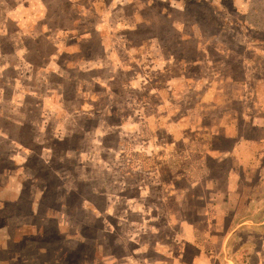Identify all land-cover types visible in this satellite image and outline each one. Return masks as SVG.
I'll return each mask as SVG.
<instances>
[{"label":"rangeland","instance_id":"1","mask_svg":"<svg viewBox=\"0 0 264 264\" xmlns=\"http://www.w3.org/2000/svg\"><path fill=\"white\" fill-rule=\"evenodd\" d=\"M30 1L0 0V264H168L165 259H154L158 253L153 245L157 246L158 241L161 251L167 253L170 243L180 239L175 232L182 228H173L174 221L170 224L171 218L166 215L174 204L165 195L163 184L154 182L152 176L147 179L145 172L141 175L139 166H127L139 161L138 151L151 145L144 137L142 123L137 120L147 108H153L152 103L139 102L136 110H131L126 124L117 123L121 114L111 116L106 111L100 117L103 123L96 125L100 126L98 132L89 120L83 121L81 126L79 122H67L65 110L60 112L63 118L57 123L52 116L55 104L46 103L47 100L53 102V93L57 100V92L46 89L50 96L43 94L41 67L24 65L23 61V52L33 43L29 41L32 35L25 33L36 27L37 20L41 23L40 10L27 11L25 3ZM112 1L113 21L107 18L108 27L117 35L121 34H113L111 46L120 56L124 55L129 67L126 66V75L116 71L102 75L110 86L105 93L106 105L115 99V89L111 86L116 88L118 84L120 87L116 90L120 93L124 84L123 96L132 99L134 95L127 93L133 90L129 81L148 78L143 71L136 73V57L130 56L127 43L121 41L127 27L119 31L122 23L117 13L127 0ZM136 1L133 7L137 6ZM142 1L152 7L153 3L160 5V18L166 27L161 35L162 46L155 50L160 55L165 53L157 60L176 61L178 67L174 69L178 72L188 71L197 81L202 77L203 82H199V88L195 87L192 93L201 94L215 77L229 73L237 77V71L242 72L243 81L264 82V0H140V3ZM143 10L142 14L147 17ZM19 15L23 18L22 28L16 29L13 17ZM186 38L195 40L194 50L181 49ZM147 62L146 59L144 65ZM160 76V87L174 82L165 71L153 75L152 79ZM43 77L47 79V75ZM30 80H37V84L25 83ZM135 87L138 91V86ZM177 90H158L157 95L162 101H169L171 97L188 96L190 92L185 88ZM241 94L248 99L246 93ZM109 95L111 100L106 99ZM26 101L33 108L37 137L30 142L19 136L15 141L14 122H23ZM73 128L79 131V138L74 142L71 138L59 139ZM51 135L54 137L50 138ZM125 143L130 145L129 153L125 151ZM191 204L197 206V202ZM262 205L264 203L260 208ZM263 210L257 211V220L264 218ZM200 217L194 220L199 222ZM234 224L230 218L221 217L218 231ZM261 225L253 224L256 234L241 232L242 235L236 236L231 233L234 238L232 242L226 239V253L220 249L217 239L222 234H218L212 237V249L192 251L198 255L193 258L194 263L180 256L172 263L229 264L227 260H232L236 264H264V258L260 260L264 255ZM154 230L160 233L155 234ZM252 242L258 243L255 250L251 248ZM232 243L242 245L230 250Z\"/></svg>","mask_w":264,"mask_h":264},{"label":"crops","instance_id":"2","mask_svg":"<svg viewBox=\"0 0 264 264\" xmlns=\"http://www.w3.org/2000/svg\"><path fill=\"white\" fill-rule=\"evenodd\" d=\"M134 3L135 0H127V3L120 6L121 12L117 13L120 19L118 21L122 23L119 31L122 32L124 30L121 28L127 27V33H122L124 37L121 41L127 43L130 56L136 57V73L143 71L148 74V78L143 81L141 77L129 81L133 90L127 93L133 94L134 98L123 96L124 84L121 85L119 93L116 89L120 86L117 84L116 88L111 86L115 89L114 101L109 95L106 99L110 98L111 104L105 103V93L110 86L107 81H103L105 77L102 75L115 71L126 75L129 67L124 55L120 56L111 46L113 34H121L117 35L108 27L107 18L110 17L113 21V14L110 13V10H114L112 0L26 2L27 11H41V23L37 20L34 25L36 27L25 33L32 35L29 41L33 43L23 52V61L24 65L41 67L43 94H46V89L57 92V100L53 93V102L46 101L48 105L55 104L52 116L57 123L63 118V113L60 112L65 110L68 113L67 122H79L80 126L85 120H89L92 126L98 125L101 114L106 111L111 116L121 114L117 123L126 124L129 122L131 110H136L139 102L143 101L145 105L152 103L153 108H147L143 117L137 120L142 123L144 137L151 145L138 151L139 156H135L139 161L128 163L127 166H139L141 175L145 172L147 179L152 176L154 182L157 180L166 187L165 195H168L174 206L173 210L165 214L171 218L170 224L174 221L173 228H182V231L175 232L180 239L170 243L167 253L161 251L158 241L157 246L154 243L153 247L158 253L154 259H165L168 264H173V259L180 256L182 259H189V263H194L193 258H198V255L192 254V251L197 248L212 249V237L218 234H222L217 239L220 249L226 253L227 238L232 242L234 235L255 232L254 223L263 224L261 226L264 229V218L257 220L256 217L257 211L264 209V205L262 208L259 206L264 203V91H259L260 88L264 90V82L258 79L254 82H247V79L243 81L242 72L237 71V77H231L232 74L227 72L230 75L215 77L201 94H193L191 90L199 88V82H203L202 77H198L197 81L188 71L178 72L174 69L178 67L176 61L157 60L165 53L160 55L155 51L162 46L161 35L166 28L160 18V5L153 3L152 7L151 4L146 5L144 1L140 3L137 0V6L133 7ZM142 9L147 17L142 14ZM19 10L17 11L20 12ZM22 22V16L13 17V27L16 29L22 28ZM169 25L171 26L170 23ZM184 41L182 50H194L192 47L195 46V40L186 38ZM141 57H145L151 64L148 65L147 62L144 65L146 59ZM162 71L174 79V82L160 87L161 76L158 79H152V76L160 75ZM43 75H47V79ZM137 79L142 82L138 81L136 84ZM36 81L25 83L37 84ZM135 86H138V91ZM179 88L190 91L189 95L179 94L182 97H171L169 101L158 98V90L170 89L176 92ZM242 92L246 93L248 99L242 98ZM46 95L50 96L48 93ZM24 105L25 118L20 124L14 122L16 127L13 129V140L16 141L20 136L31 142L37 137L35 116L27 101ZM45 117L43 113V122L46 121L43 119ZM99 127H95L97 132ZM65 135L59 139L71 138L74 142L79 138V131L73 128ZM53 137L51 135L50 138ZM123 146L129 153L130 145L125 143ZM195 202L198 208L191 204ZM197 217L201 218L199 222L194 220ZM221 217L230 218L236 224L228 226V229L223 227L224 230L219 232ZM254 219L257 221L254 222ZM231 228L235 231L230 232ZM154 232L160 233L158 230ZM232 244L230 250L242 245ZM250 245L255 250L258 243L252 242ZM261 258L264 255L260 260ZM227 262L236 264L232 260Z\"/></svg>","mask_w":264,"mask_h":264}]
</instances>
